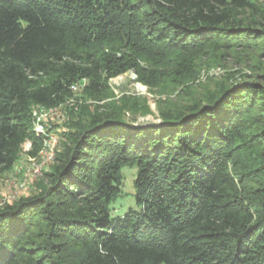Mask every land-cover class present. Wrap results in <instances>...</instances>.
Returning a JSON list of instances; mask_svg holds the SVG:
<instances>
[{
    "label": "trees",
    "instance_id": "trees-1",
    "mask_svg": "<svg viewBox=\"0 0 264 264\" xmlns=\"http://www.w3.org/2000/svg\"><path fill=\"white\" fill-rule=\"evenodd\" d=\"M226 63L250 75L185 86L157 125L110 86L132 72L180 88ZM82 80L83 103L67 105ZM60 105L44 185L11 204L0 192V264H264L262 3L0 0V181L25 143L31 158L42 148L32 109ZM125 167L138 210L114 216Z\"/></svg>",
    "mask_w": 264,
    "mask_h": 264
},
{
    "label": "rangeland",
    "instance_id": "rangeland-1",
    "mask_svg": "<svg viewBox=\"0 0 264 264\" xmlns=\"http://www.w3.org/2000/svg\"><path fill=\"white\" fill-rule=\"evenodd\" d=\"M259 3L264 5V0H257ZM227 69L220 67H213L209 70L201 71L198 75V78L194 83H188L180 88L169 87L167 85L162 86L164 90L158 89V91L150 90L146 86L141 85L136 82V76L132 73H126L110 81V86L113 90L115 100H118L120 97H136L143 99L148 105L149 114L141 116L140 114L136 115V123L138 125H157L160 123L158 117V105L159 103L164 104L166 100L174 101L178 99V96L181 95L180 90L185 86L196 87L198 84H203L207 79H219L222 78L227 72L235 74L237 79H242L243 74L250 75L248 71H242L237 66H229ZM237 70H240L241 73H235ZM227 73V74H228ZM198 88V87H197ZM82 88H79L77 91L73 92V98L67 102V105H73L76 103H83L82 98ZM160 101V102H159ZM86 104V101L84 102ZM90 106V105H89ZM93 107V106H92ZM64 117L66 120V111L64 109ZM126 118H131L130 113L125 114ZM58 127L49 128V132L56 138L55 145L51 147L52 150V159H46V155H42L41 152L35 158H31L25 155L28 147L26 143L22 146V153L14 165L13 169L7 173H4L0 181V192L2 198V204L7 203L11 204L14 201H17L20 198L30 197L35 195L39 188L44 185L45 180L43 173L49 170L51 164L54 161L56 153L60 150L62 144L61 135L66 130L64 123L59 126V131H56ZM135 168L125 167L121 170L123 177L122 184V196L116 200V202L111 204L113 209L112 215L122 216L129 208L132 210H138L137 205L134 200V190H133V180L135 179Z\"/></svg>",
    "mask_w": 264,
    "mask_h": 264
},
{
    "label": "built area",
    "instance_id": "built-area-1",
    "mask_svg": "<svg viewBox=\"0 0 264 264\" xmlns=\"http://www.w3.org/2000/svg\"><path fill=\"white\" fill-rule=\"evenodd\" d=\"M86 84V81L82 80L80 83L73 85L71 87V90L73 92L77 91L79 88L85 87ZM63 111V105L53 108H44L41 106H36L31 111L32 130L36 136H42L44 138L40 152L42 155H46V159L49 160L53 158V149H51V147H53L56 142V138L52 134V132H49V128L58 127L56 131H59V126H61V124L65 120ZM26 145L29 150L31 144L26 143Z\"/></svg>",
    "mask_w": 264,
    "mask_h": 264
}]
</instances>
